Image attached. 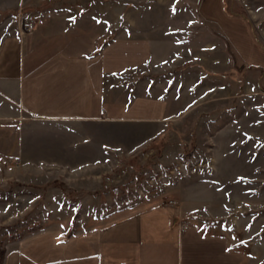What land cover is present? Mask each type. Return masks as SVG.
I'll use <instances>...</instances> for the list:
<instances>
[{"label":"rangeland","instance_id":"obj_1","mask_svg":"<svg viewBox=\"0 0 264 264\" xmlns=\"http://www.w3.org/2000/svg\"><path fill=\"white\" fill-rule=\"evenodd\" d=\"M200 1L0 4L22 32L80 27L159 44V68L148 76L169 86L175 113L153 129L162 128L158 136L112 129L113 153L102 170L0 160V264L21 238L46 230L69 237L176 199L189 203L181 205L189 211L183 224L200 238L192 251L220 264H264V68L238 59L200 16ZM223 7L249 23L264 50V0H223Z\"/></svg>","mask_w":264,"mask_h":264},{"label":"crops","instance_id":"obj_2","mask_svg":"<svg viewBox=\"0 0 264 264\" xmlns=\"http://www.w3.org/2000/svg\"><path fill=\"white\" fill-rule=\"evenodd\" d=\"M7 8L0 6V160L51 164L71 173L95 165L102 170L113 153L112 129L158 136L172 119L169 86L163 89L148 76L159 68V44L105 39L80 27L22 32ZM199 13L245 66L264 68V50L251 26L228 14L223 0H201ZM188 204L154 203L69 237L42 231L19 239L2 264H220L192 251L201 242L190 227L183 229L189 211L181 205Z\"/></svg>","mask_w":264,"mask_h":264},{"label":"built area","instance_id":"obj_3","mask_svg":"<svg viewBox=\"0 0 264 264\" xmlns=\"http://www.w3.org/2000/svg\"><path fill=\"white\" fill-rule=\"evenodd\" d=\"M171 203H173V201H169V204H171ZM183 225H184L183 229L185 230L187 226L185 224H183Z\"/></svg>","mask_w":264,"mask_h":264},{"label":"trees","instance_id":"obj_4","mask_svg":"<svg viewBox=\"0 0 264 264\" xmlns=\"http://www.w3.org/2000/svg\"><path fill=\"white\" fill-rule=\"evenodd\" d=\"M224 77H225V76H224ZM226 77H229V78H230V77H232V76H231L230 74H228Z\"/></svg>","mask_w":264,"mask_h":264}]
</instances>
